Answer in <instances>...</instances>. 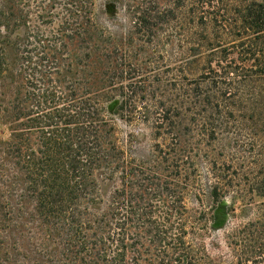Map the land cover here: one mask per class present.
Segmentation results:
<instances>
[{
	"label": "trees",
	"instance_id": "16d2710c",
	"mask_svg": "<svg viewBox=\"0 0 264 264\" xmlns=\"http://www.w3.org/2000/svg\"><path fill=\"white\" fill-rule=\"evenodd\" d=\"M115 4L0 0V264H264V0Z\"/></svg>",
	"mask_w": 264,
	"mask_h": 264
},
{
	"label": "rangeland",
	"instance_id": "374dc122",
	"mask_svg": "<svg viewBox=\"0 0 264 264\" xmlns=\"http://www.w3.org/2000/svg\"><path fill=\"white\" fill-rule=\"evenodd\" d=\"M104 1L105 0H96V14L99 22L104 25L106 28H108L112 32H122L126 28V20L125 16L121 10L120 5L115 4L114 7H110L105 9L104 8ZM246 127L241 129L239 132L242 134V142L240 141L238 143L237 149H244L246 150L247 154H251L255 158H264V136L262 130L258 128H254L250 126V123L248 121L246 122ZM120 130L124 133L126 131H132L137 136V139L135 142L132 143V152L136 157H142L146 156L149 152L150 146L154 142L151 138L150 131L143 125L139 126H132L128 127L124 124H120ZM225 137L227 135H224ZM240 137V136H239ZM226 140V141H225ZM263 140V141H262ZM228 141L229 138H220L217 141L211 142L210 146L207 148L212 151L213 154L216 155V157H220L222 150L226 151V148H228ZM231 143V142H230ZM241 144V145H240ZM226 146V147H225ZM202 163V168L208 166V164ZM204 163V164H203ZM264 164V161L262 165ZM250 175V174H249ZM261 176H264V174H261ZM233 189H227V191L224 193L223 198H219V202H210L206 197H204L206 204L209 206H212L211 213L212 216L210 217V228L211 233L219 235L218 239L222 246V236L221 231H219L220 223L227 219L231 226L238 222L237 216H239V210H238V203H231V196L234 195ZM218 206V207H217ZM215 207V208H214ZM217 208V209H216ZM227 209V210H226ZM227 211V213L225 212ZM228 224V223H227ZM219 233V234H218ZM210 240H214L213 237L209 238ZM218 241V242H219Z\"/></svg>",
	"mask_w": 264,
	"mask_h": 264
}]
</instances>
